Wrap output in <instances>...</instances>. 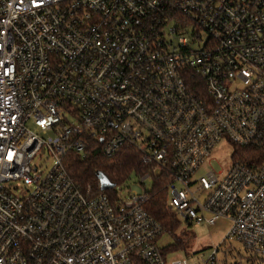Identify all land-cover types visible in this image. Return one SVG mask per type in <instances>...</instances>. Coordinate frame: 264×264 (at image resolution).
Instances as JSON below:
<instances>
[{
    "label": "built area",
    "instance_id": "obj_1",
    "mask_svg": "<svg viewBox=\"0 0 264 264\" xmlns=\"http://www.w3.org/2000/svg\"><path fill=\"white\" fill-rule=\"evenodd\" d=\"M222 140L263 155L192 181ZM123 144L143 187L168 174L173 209L229 218L223 241L264 264V0H0V264H188L165 260L144 191L112 199L65 169Z\"/></svg>",
    "mask_w": 264,
    "mask_h": 264
},
{
    "label": "trees",
    "instance_id": "obj_2",
    "mask_svg": "<svg viewBox=\"0 0 264 264\" xmlns=\"http://www.w3.org/2000/svg\"><path fill=\"white\" fill-rule=\"evenodd\" d=\"M186 83L199 94L205 93L203 80L191 71L186 76ZM262 155L263 150L261 148H242L233 144L231 157L252 164L260 159ZM64 166L75 183L83 187L89 184L94 192H104L112 199L117 197L118 193H121L122 188H126L127 191L131 188L128 181L132 174H136L140 178L142 174L149 171V167L142 162L140 152L130 144H123L110 156L102 155L97 147L88 154H77L70 151L64 158ZM98 171L103 172L115 186L107 190H101L96 175ZM151 180L150 189L143 187L144 200L142 206L161 224L162 231L158 235L159 237L164 231L173 233L176 230L178 225L177 212L169 205L168 174L152 176ZM139 184H142L140 180ZM118 186H120V189H117ZM183 242L182 238L176 239L173 244L168 245L164 250L178 248L183 245Z\"/></svg>",
    "mask_w": 264,
    "mask_h": 264
},
{
    "label": "rangeland",
    "instance_id": "obj_3",
    "mask_svg": "<svg viewBox=\"0 0 264 264\" xmlns=\"http://www.w3.org/2000/svg\"><path fill=\"white\" fill-rule=\"evenodd\" d=\"M232 152L233 144L226 140L218 142L205 158L204 162L193 173L191 180L193 181L211 169L216 173H225L232 163ZM34 163L49 168L52 161L43 163L41 159L35 158ZM151 182L152 180L144 181L147 189H150ZM128 185L133 190L143 192V186L139 184V177L136 174L130 176ZM117 189H120V186ZM121 192L124 195L127 189L122 188ZM198 196L202 199L203 193H198ZM176 212L178 220L176 230L173 233L164 231L156 239V244L164 254L166 261L186 259L188 264H194L197 256L207 254L213 248L218 247L217 255L219 260L226 261L227 264H256L258 262L259 259L251 251L245 249L241 243L234 240L223 241L231 226L229 218L221 216L214 223H208L206 221L196 223L187 220L180 212ZM180 238L184 240L182 246L167 251L164 250L165 247L173 244L176 239Z\"/></svg>",
    "mask_w": 264,
    "mask_h": 264
},
{
    "label": "water",
    "instance_id": "obj_4",
    "mask_svg": "<svg viewBox=\"0 0 264 264\" xmlns=\"http://www.w3.org/2000/svg\"><path fill=\"white\" fill-rule=\"evenodd\" d=\"M96 175H97L101 190H107L115 186L114 183H112L103 172L98 171L96 172Z\"/></svg>",
    "mask_w": 264,
    "mask_h": 264
}]
</instances>
